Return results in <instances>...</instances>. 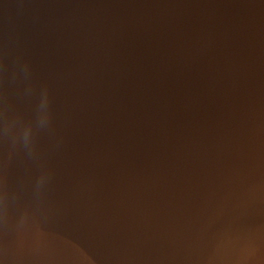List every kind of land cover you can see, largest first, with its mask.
Instances as JSON below:
<instances>
[{"label": "water", "instance_id": "water-1", "mask_svg": "<svg viewBox=\"0 0 264 264\" xmlns=\"http://www.w3.org/2000/svg\"><path fill=\"white\" fill-rule=\"evenodd\" d=\"M0 264H264V0H0Z\"/></svg>", "mask_w": 264, "mask_h": 264}]
</instances>
